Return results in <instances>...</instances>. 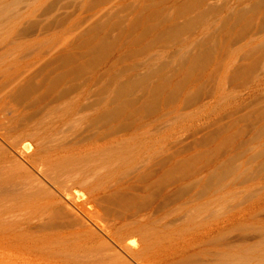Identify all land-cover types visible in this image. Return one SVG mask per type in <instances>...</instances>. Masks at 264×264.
Segmentation results:
<instances>
[{"label": "rangeland", "instance_id": "1", "mask_svg": "<svg viewBox=\"0 0 264 264\" xmlns=\"http://www.w3.org/2000/svg\"><path fill=\"white\" fill-rule=\"evenodd\" d=\"M0 123V264H264V0H0Z\"/></svg>", "mask_w": 264, "mask_h": 264}, {"label": "bare ground", "instance_id": "2", "mask_svg": "<svg viewBox=\"0 0 264 264\" xmlns=\"http://www.w3.org/2000/svg\"><path fill=\"white\" fill-rule=\"evenodd\" d=\"M185 8H192V6H191V4H190L189 2H183V3L181 4V10H184ZM191 19L193 20V18H191ZM198 53H199V52H198ZM198 53H195L194 56L196 57V56L198 55ZM28 76H29V75H28ZM28 76L21 78V79L17 82L16 85H18V86H20V87H21V86H24V84L26 83V81H27L28 78H29ZM16 85H15V86H16ZM20 87H19V88H20ZM19 88H18V90H19ZM14 89H15V88H14ZM14 89H13V90H14ZM20 89H22V88H20ZM22 90H23V89H22ZM22 90H21V91H22ZM13 92H14V91H13ZM19 92H20V91H19ZM20 93H21V92H20ZM1 124H2V123H0V125H1ZM1 128H2V127H1ZM2 129H3V128H2ZM0 133L2 134V132H0ZM0 136H1V135H0ZM1 138H3V135L1 136ZM6 139H7V138H6ZM0 143H1V142H0ZM2 143H4V142H2ZM54 143H55V142H54ZM1 145H2V144H1ZM53 145H54V144H53ZM6 146H7V145H6ZM6 146H5V147H6ZM14 146H15V145H14ZM51 146H52V145H51ZM57 146H58V144H57ZM3 147H4V146H3ZM52 147H54V146H52ZM26 149H27V150L29 149V150H28L27 152L24 151V152H26L25 154L23 153V154H24V160H26L25 158H27V160H28L29 158H31V156H32V154H33V151H35V150H30V149H32L30 146H27ZM54 149H55V148H54ZM56 149H57V148H56ZM22 150H23V149H22ZM7 151H8V150H7ZM31 151H32V152H31ZM54 151H55V150H54ZM54 151L52 150V152H54ZM15 153H16V152H15ZM19 153H20V152H19ZM19 153H18V154H19ZM35 153H36V152H35ZM51 154H52V153H51ZM55 154H56V153H55ZM20 155H21V154H20ZM2 156H3V155H2ZM6 156H8V155H6ZM21 156H22V155H21ZM35 156H36V154H35ZM33 157H34V155H33ZM21 158H23V157H21ZM13 159H14V158H13ZM27 160H26V161H27ZM29 160H30V159H29ZM37 161H38V160H37ZM23 162H24V161H23ZM34 162H35V161H34ZM34 162H33V163H34ZM24 163L26 164L27 162H24ZM31 163H32V162H31ZM35 163H36V162H35ZM35 163H34V164H35ZM28 164H30V163H28ZM37 165H39L38 162H37ZM23 167L25 168V166H23ZM42 167H43V166H42ZM0 168H1V166H0ZM20 168H21V167H20ZM27 168L30 169L29 167H27ZM40 168H41V167H40ZM44 168H45V167H44ZM3 169H4V167H3ZM0 170H1V169H0ZM4 170H5V169H4ZM18 170H19V169H18ZM42 170H43V169H42ZM15 171H16V170H15ZM29 171H30V170H29ZM44 171H45V170H44ZM55 171H56V170H55ZM40 172H41V171H40ZM45 172H46V171H45ZM9 173H10V172H9ZM26 173H27V172H26ZM42 173H44V172H42ZM55 173H56V172H55ZM57 173H58V172H57ZM36 174H37V173H36ZM49 174H50V173H49ZM24 175H25V174H24ZM28 175H29V173H28L26 176H28ZM29 176H30V175H29ZM29 176H28V177H25V176H24V177L29 179ZM18 177H19V176H18ZM21 177H22V176H21ZM21 177H19V178H20L22 181H24L25 179L23 180ZM30 177H31V176H30ZM1 178H2V177H1ZM46 178H47V177H46ZM49 178H50V177H49ZM8 179H9V178H8ZM28 179H27V180H28ZM0 180H1V179H0ZM21 180H20V181H21ZM33 180H35V179H33ZM36 180H37V179H36ZM8 181H9V180H8ZM20 181L18 180V183H19ZM25 181H26V180H25ZM25 181H24V183L27 184V182H25ZM37 181H38V180H37ZM39 181H40V180H39ZM39 181H38V182H39ZM55 181H56V180H55ZM59 181H60V179H59ZM59 181H57V182H59ZM4 182H5V181H4ZM12 182H14V180H13ZM12 182H11V183H12ZM41 182H42V181H41ZM7 183H8V182H7ZM7 183H6V184H7ZM9 183H10V182H9ZM9 183H8V184H9ZM15 183H16V182H15ZM15 183H14V184H15ZM18 183H16V184H18ZM21 183H22V182H21ZM24 183H23V184H24ZM39 183H40V182H39ZM2 184H3V183H2ZM8 184H7V185H8ZM23 184H21L22 187H25V186H23ZM37 184H38V183H37ZM9 185H10V184H9ZM41 185H43V183H42ZM3 186L6 187L5 184L2 185L1 187H3ZM14 186H15V185H14ZM19 186H20V185H19ZM34 186H36V185L34 184ZM9 187H11V186H8V188H9ZM12 187H13V185H12ZM12 187H11V188H12ZM13 188H14V187H13ZM31 188H32V186H31ZM22 189L24 190V189H26V188H22ZM27 189H28V188H27ZM27 189H26L25 191H27ZM3 190H4V189H3ZM6 190H7V187L5 188V191H6ZM10 190H11V189H10ZM13 190H16V188L13 189ZM19 190H21V189H19ZM7 191H9V190H7ZM17 191H18V190H17ZM25 191H24V192H25ZM28 191H29V190H28ZM12 192L14 193V191H12ZM20 192H21V191H20ZM30 192H31V191H29V195H30ZM33 192H34V191H33ZM37 192H39V191H37ZM4 193H5V192H3L2 195H3ZM13 193H12V194H13ZM15 193H17V192H15ZM15 193H14V194H15ZM25 193H26V192H25ZM8 194H9V193H8ZM17 194H18V193H17ZM31 194H33V193H31ZM20 195H21V194H20ZM40 195H41V194H40ZM13 196H14V195H13ZM16 196H17V195H16ZM41 196H42V195H41ZM41 196H40V197H41ZM6 197H8V196H6ZM32 197H33V196H32ZM32 197H31V198H32ZM66 198H67V197H66ZM16 199H17V198H16ZM38 199H39V198H38ZM41 199H42V198H41ZM10 200H11V199H10ZM12 200H13V199H12ZM14 200H15V198H14ZM31 200H32V199H31ZM5 201H6V200H5ZM38 201H39V200H38ZM38 201H37V202H38ZM40 201H42V200H40ZM83 201H85V200H83ZM33 202L35 203V201H33ZM77 202H78V201H77ZM81 202H82V201H81ZM79 203H80V202H79ZM0 204H3V203H0ZM15 204H16V203H15ZM30 204H31V202H30ZM37 204H38V203H37ZM12 205H13V204H12ZM34 205H35V204H34ZM38 205H39V204H38ZM38 205H37V206H38ZM80 205H81V204H80ZM28 206H29V205H28ZM37 206H36V207H37ZM39 206H40V205H39ZM55 206H56V205H55ZM75 206H76V205H75ZM18 207H19V206H18ZM34 207H35V206H34ZM57 207H58V206H57ZM78 207H79V205H78ZM5 208H6V207H5ZM75 208H77V207H75ZM75 208H74V209H75ZM53 209H55V207H53ZM79 209H80V208H79ZM82 209H83V208H82ZM88 209H89V208H88ZM75 210H77V209H75ZM71 211H72V210H71ZM73 211H74V210H73ZM82 211H83V210H82ZM82 211H81V212H82ZM53 212H54V211H53ZM81 212H80V213H81ZM85 212H87V211H85ZM16 213H17V212H16ZM78 213H79V212H78ZM82 213H83V212H82ZM88 213H89V216H90L91 213H90V212H88ZM29 214H30V212H29ZM29 214H28V215H29ZM31 214H33V213H31ZM55 214H56V213H55ZM81 215H82V214H81ZM74 216H77V215H74ZM84 216H86V214H85ZM87 216H88V215H87ZM44 217H45V216H44ZM44 217H43V218H44ZM47 217H48V216H47ZM81 217H83V216H81ZM45 218H46V217H45ZM75 218H76V217H75ZM86 218H87V217H86ZM93 218H94V217H93ZM93 218H92V219H93ZM19 219H20V218H19ZM69 219H70V218H69ZM73 219H74V218H73ZM79 219H80V218H79ZM87 219H88V218H87ZM95 219H96V218H95ZM82 220L85 221V218H84V219L82 218L81 221H82ZM93 220H94V219H93ZM10 221H11V220H10ZM35 221H36V220H35ZM37 221H38V220H37ZM44 221H45V220H44ZM63 221H64V220H63ZM89 221H90V219H89ZM12 222H13V221H12ZM61 222H62V221H61ZM69 222H70V221H69ZM46 223H47V222H46ZM49 223H50V222H49ZM15 224H16V223H15ZM32 224H35V223H32ZM32 224H31V225H32ZM56 224H57V222H56ZM59 224H60V223H59ZM59 224H58V225H59ZM69 224H70V223H69ZM71 224H74V223L71 222ZM78 224H79V223H78ZM86 224H87V223L85 222V225H86ZM88 224H89V223H88ZM92 224H93V223H92ZM54 225H55V224H54ZM63 225H64V224H63ZM101 225H102V224H101ZM29 226H30V225H29ZM43 226H44V225H43ZM60 226H61V224H60ZM54 228H55V227H54ZM54 228H53V229H54ZM58 228H59V227H58ZM76 229H77V228H76ZM22 230H23V229H22ZM38 230H39V229H38ZM40 230H41V228H40ZM40 230H39V231H40ZM32 232H33V231H32ZM34 232H35V231H34ZM45 232H46V231H45ZM82 232H83V231H82ZM35 233H36V232H35ZM39 233H40V232H39ZM49 233H50V232H49ZM61 233H62V232H61ZM32 234H33V233H32ZM37 234H38V233H37ZM41 234H42V233H41ZM87 234H88V233H87ZM22 235H23V234H22ZM61 235H62V234H61ZM58 237H59V236H58ZM61 237H62V236H61ZM70 237H71V235H70ZM74 237H75V236H74ZM85 237H86V236H85ZM89 237H90V236H89ZM23 238H24V236H23ZM75 238H76V237H75ZM63 239H64V238H63ZM89 239H90V238H89ZM115 242H116V241H115ZM54 243H55V242H54ZM78 243H79V242H78ZM99 243H100V242H99ZM108 243H109V242H108ZM81 244H82V243H81ZM70 245H71V244H70ZM106 245H108V244H106ZM109 245H111V244H109ZM120 245H121V243H120ZM123 245H124V244H123ZM126 245H127V244H126ZM126 245H124L122 248L125 249L126 252H128V253H130V254H133V255H134L135 252L138 250V247H135V245H134V247H131L130 245H129V246H130V247H129V246H126ZM74 246H75V245H74ZM95 246H96V243H95ZM65 247H66V246H65ZM70 247H71V246H70ZM90 247H91V246H90ZM96 247H98V246H96ZM78 248H79V247H78ZM78 248H77V249H78ZM112 248H113V247H112ZM51 249H52V248H51ZM106 249H107V248H106ZM109 249H110V248H109ZM49 250H50V249H49ZM57 250H58V249H57ZM57 250H56V251H57ZM93 250H94V249H93ZM96 250H97V248H96ZM113 250H114V249H113ZM45 251H46V250H45ZM73 251H74V250H73ZM75 251H76V250H75ZM94 251H95V250H94ZM121 251H122V249H121ZM51 252H52V251H51ZM53 252H54V250H53ZM60 252H61V251H60ZM108 252H109V251H108ZM126 252H124V253H126ZM55 253H56V252H55ZM62 253H63V252H62ZM103 253H104V252H103ZM103 253H102V254H103ZM116 253H118V252H116ZM52 254H53V253H52ZM67 254H68V253H67ZM93 254H94V253H91L90 255H93ZM121 254H122V253H121ZM94 255H95V254H94ZM106 255H107V254H106ZM106 255H105V256H106ZM112 255H113V252H112ZM133 255H132V256H133ZM60 256H62V254H61ZM69 256H70V255H69ZM96 256H97V254H96ZM117 256H118V255H117ZM57 257H58V256H57ZM82 257H83V256H82ZM82 257H81V258H82ZM89 257H90V256H89ZM114 257H115V256H114ZM110 259H112V258L109 257V260H110ZM71 260H72V259H71ZM110 261H111V260H110ZM113 261H114V260H113ZM117 261H118V260H117ZM120 261H121V260H120ZM54 262H55V261H54ZM101 262H102V261H101ZM104 262H105V261H104ZM121 263H122V262H121ZM104 264H105V263H104ZM119 264H120V263H119Z\"/></svg>", "mask_w": 264, "mask_h": 264}]
</instances>
